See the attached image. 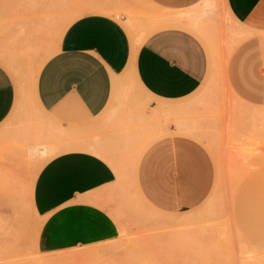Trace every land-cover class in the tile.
I'll return each instance as SVG.
<instances>
[{
	"label": "crops",
	"instance_id": "crops-1",
	"mask_svg": "<svg viewBox=\"0 0 264 264\" xmlns=\"http://www.w3.org/2000/svg\"><path fill=\"white\" fill-rule=\"evenodd\" d=\"M225 1L242 24L264 28V0ZM149 2L171 14L150 15L159 27L131 59L126 16L96 7L147 9ZM203 2L86 0L88 11L67 24L32 86L20 84L0 57V124H17L30 138L19 154L32 158L25 189L40 219V251L115 237L134 195L177 213L210 193L213 157L197 125L178 122L206 75L208 52L176 13ZM12 176L0 162V184L12 186Z\"/></svg>",
	"mask_w": 264,
	"mask_h": 264
},
{
	"label": "rangeland",
	"instance_id": "rangeland-1",
	"mask_svg": "<svg viewBox=\"0 0 264 264\" xmlns=\"http://www.w3.org/2000/svg\"><path fill=\"white\" fill-rule=\"evenodd\" d=\"M153 5L96 7L120 20L126 16L131 59L159 27L150 15L171 13ZM87 11L86 0H0V57L20 84H34L67 24ZM176 14L208 52L206 75L178 120L197 125L213 157L215 178L206 199L169 213L134 195L115 237L40 251V219L25 189L34 174L32 158L19 154L30 138L21 126L3 122L0 162L14 177L12 186L0 184V264H264V28L242 24L225 0H204L196 10ZM13 190L14 201L8 196Z\"/></svg>",
	"mask_w": 264,
	"mask_h": 264
},
{
	"label": "bare ground",
	"instance_id": "bare-ground-1",
	"mask_svg": "<svg viewBox=\"0 0 264 264\" xmlns=\"http://www.w3.org/2000/svg\"><path fill=\"white\" fill-rule=\"evenodd\" d=\"M68 4H69V3H68ZM94 4H95V3H94ZM159 13H160V12H159ZM159 13L157 14V11H156L155 14L158 15V16H160ZM170 14H171V13H170ZM169 16H171V15H169ZM160 17H162V15H161ZM163 17H164V18H168V16H167V17L165 16V14H164ZM157 18H158V17H157ZM157 18H156V19H157ZM164 18H163V19H164ZM175 18H176V17H175ZM175 18H173V19H175ZM177 18H179V17H177ZM154 19H155V18H154ZM156 19H155V21L157 22L159 19H157V20H156ZM163 19H162V22H163ZM169 20H170V19H169ZM159 21H160V20H159ZM165 21H168V20H165ZM159 23H161V22H159ZM198 26H199V25H198ZM6 28H7V27H6ZM8 29H9V28H8ZM9 30H10V29H9ZM12 33H13V32H12ZM18 38H19V37H18ZM5 56H6V55H5ZM9 58H10V57H9ZM196 130H197V129H196ZM218 255H219V254H218ZM216 256H217V255H216ZM218 257H220V256H218ZM137 258H138V257H137ZM214 259H215V258H214ZM222 259H223V258H222ZM222 259H221V262H222ZM247 259H248V258H247ZM251 259H252V258H251ZM219 260H220V259H219ZM143 261H144V260H143ZM140 262H141V261H140ZM214 262L216 263V261H214ZM219 262H220V261H219ZM217 263H218V261H217ZM224 264H225V263H224Z\"/></svg>",
	"mask_w": 264,
	"mask_h": 264
}]
</instances>
